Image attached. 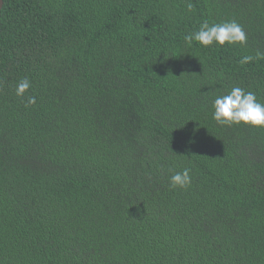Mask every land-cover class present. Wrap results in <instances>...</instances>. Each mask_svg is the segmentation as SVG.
<instances>
[{
    "label": "trees",
    "instance_id": "obj_1",
    "mask_svg": "<svg viewBox=\"0 0 264 264\" xmlns=\"http://www.w3.org/2000/svg\"><path fill=\"white\" fill-rule=\"evenodd\" d=\"M191 2L3 0L0 264H264V129L212 119L233 85L264 102V60L237 63L264 0ZM205 18L247 45L185 44Z\"/></svg>",
    "mask_w": 264,
    "mask_h": 264
},
{
    "label": "clouds",
    "instance_id": "obj_2",
    "mask_svg": "<svg viewBox=\"0 0 264 264\" xmlns=\"http://www.w3.org/2000/svg\"><path fill=\"white\" fill-rule=\"evenodd\" d=\"M187 11L194 10V4L187 0ZM185 44L194 43L203 48L213 46H245L248 34L243 25L236 19H226L220 22L205 18L199 22L194 31H189L183 37ZM264 60V51L256 50L255 55L247 54L239 58L237 63L246 66L250 63ZM32 81L23 77L16 82L15 95L21 98L25 108L35 105V95H30ZM212 119L220 126H249L264 129V102L258 99L256 92L247 90L240 85H233L228 91L217 95L212 101ZM192 169L185 167L169 176V186L173 189H187L192 185Z\"/></svg>",
    "mask_w": 264,
    "mask_h": 264
},
{
    "label": "water",
    "instance_id": "obj_3",
    "mask_svg": "<svg viewBox=\"0 0 264 264\" xmlns=\"http://www.w3.org/2000/svg\"><path fill=\"white\" fill-rule=\"evenodd\" d=\"M2 5H3V0H0V11H1Z\"/></svg>",
    "mask_w": 264,
    "mask_h": 264
}]
</instances>
